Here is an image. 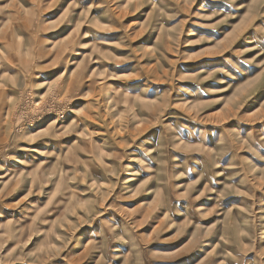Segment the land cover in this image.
Listing matches in <instances>:
<instances>
[{"label":"rangeland","instance_id":"rangeland-1","mask_svg":"<svg viewBox=\"0 0 264 264\" xmlns=\"http://www.w3.org/2000/svg\"><path fill=\"white\" fill-rule=\"evenodd\" d=\"M0 264H264V0H0Z\"/></svg>","mask_w":264,"mask_h":264}]
</instances>
